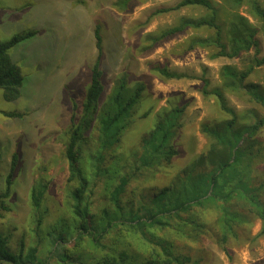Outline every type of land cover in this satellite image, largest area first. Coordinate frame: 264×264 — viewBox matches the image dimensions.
<instances>
[{
  "label": "rangeland",
  "instance_id": "374dc122",
  "mask_svg": "<svg viewBox=\"0 0 264 264\" xmlns=\"http://www.w3.org/2000/svg\"><path fill=\"white\" fill-rule=\"evenodd\" d=\"M118 1L0 0L1 41H9L28 31L37 32L9 52L24 79L21 97L8 101L0 88V197L7 188L13 155L18 156L10 195L0 198L6 208L0 210V235L8 237L9 247L15 254L24 246L25 254L34 247L41 258L47 257L56 245L49 235L54 224L70 215L66 210L68 188H71L65 147L98 56L97 26L102 38L104 95L101 105L112 95L116 80L123 75L128 77L130 87L145 86L132 124L116 150L119 156L126 158L141 152L142 138L152 128L157 113L168 111L171 104L177 102L187 105L182 121L184 127L175 139L179 155L171 166L142 179L147 187L163 186L165 179H172L207 151L210 139L201 131L204 123L220 130L224 126L226 116L213 95H202L201 79L209 80L210 90H214L221 84L223 66L242 69L248 58L254 56L252 52L238 59H213L215 48L189 50L192 38L208 35L206 31L192 28L154 43L153 39L162 31L177 27L182 19H197L207 12L198 7H186L153 16L157 10L173 7L181 0H134L126 10L115 6ZM213 1L221 7L220 23L224 32L235 12L260 29L261 23L248 5L234 11L222 0ZM260 2L264 7V0ZM258 38L264 53L261 31ZM162 68L185 74L187 78L167 79L160 73ZM250 82L264 84V67L254 72ZM226 96L239 112L255 107L246 96L231 92ZM259 112L264 115L261 109ZM8 113L21 114V117H8ZM258 139L262 155L253 167L257 186L264 181V129ZM92 143L89 139L84 145L86 154L92 150ZM34 188L43 189L39 208L31 200ZM241 212L248 222L236 228L237 238L230 239L228 254L219 242V214L213 206L204 211L201 221L206 228L195 239L167 231L159 235L173 245L177 254L191 256L194 264H264V235H259L262 221L244 209ZM134 244L141 247L138 241Z\"/></svg>",
  "mask_w": 264,
  "mask_h": 264
},
{
  "label": "trees",
  "instance_id": "16d2710c",
  "mask_svg": "<svg viewBox=\"0 0 264 264\" xmlns=\"http://www.w3.org/2000/svg\"><path fill=\"white\" fill-rule=\"evenodd\" d=\"M132 1L119 0L115 6L126 10ZM222 1L234 11L248 5L259 19L260 29L235 12L224 32L220 23L221 7L213 0H181L175 6L159 9L153 14L186 7H198L207 12L197 19H182L177 27L152 38L154 43L192 28L206 31L208 35L192 38L189 50L215 48L213 59H238L254 52L242 69L223 66L221 84L216 89L210 90V81L205 77L201 79L202 95H213L226 116L221 130L211 128L209 123L202 125L201 131L210 139L207 151L175 177L165 179L166 183L161 187H147L146 181L141 182L158 169L171 166L179 155L175 139L184 127L182 121L187 105L177 102L171 104L168 111L157 113L152 128L142 138L141 152L126 158L119 156L116 150L132 124L145 86L130 87L128 77L123 75L116 80L112 95L101 105L104 95L102 38L97 26L98 56L92 67L90 86L80 113L72 121L65 147L71 188H68L66 210L70 215L61 217L54 224L49 235L56 245L45 258H41L34 247L26 254L24 246L18 254L13 253L8 237L0 235V264H194L191 256L177 254L173 245L159 233L175 232L182 238L195 239L206 228L201 217L208 206L215 207L219 214V242L225 253H229L230 239L237 238L236 228L248 222L241 209L262 221L259 235H264V181L257 186L253 177V167L262 155L258 136L264 129V115L259 112V109L264 111V84L250 82L254 72L264 67V53L258 38L260 31L264 34V7L260 0ZM35 33L28 31L6 42L0 40V88L8 101L21 97L24 82L21 70L9 52ZM160 73L167 79L187 78L185 74L173 73L166 68ZM228 92L246 96L255 107L239 112L229 103ZM149 115L150 112L146 114ZM6 116L20 118L21 114L8 113ZM89 139L93 141L92 150L86 154L83 148ZM17 160L18 156L13 155L7 188L0 198L10 195ZM42 190L34 188L31 191L36 208L41 205ZM0 210H6L1 199Z\"/></svg>",
  "mask_w": 264,
  "mask_h": 264
},
{
  "label": "crops",
  "instance_id": "0c3cea01",
  "mask_svg": "<svg viewBox=\"0 0 264 264\" xmlns=\"http://www.w3.org/2000/svg\"><path fill=\"white\" fill-rule=\"evenodd\" d=\"M55 1H59V2H60V1H63V2H64V1H67V0H55ZM24 42H25V41H24ZM31 42H34V41H31ZM22 43H23V42H22ZM22 43H20V44H22ZM20 44H18V45H20ZM18 45H17V46H18ZM15 47H16V46H15ZM11 58H12V60H13V57H11ZM16 64H18V63H16Z\"/></svg>",
  "mask_w": 264,
  "mask_h": 264
}]
</instances>
